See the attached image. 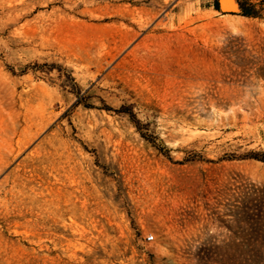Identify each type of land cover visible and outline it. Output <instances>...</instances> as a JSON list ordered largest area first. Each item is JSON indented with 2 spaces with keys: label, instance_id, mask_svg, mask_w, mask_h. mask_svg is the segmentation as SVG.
I'll use <instances>...</instances> for the list:
<instances>
[{
  "label": "rangeland",
  "instance_id": "rangeland-1",
  "mask_svg": "<svg viewBox=\"0 0 264 264\" xmlns=\"http://www.w3.org/2000/svg\"><path fill=\"white\" fill-rule=\"evenodd\" d=\"M237 1L0 0V264L264 251V0Z\"/></svg>",
  "mask_w": 264,
  "mask_h": 264
},
{
  "label": "trees",
  "instance_id": "trees-1",
  "mask_svg": "<svg viewBox=\"0 0 264 264\" xmlns=\"http://www.w3.org/2000/svg\"><path fill=\"white\" fill-rule=\"evenodd\" d=\"M240 7H241V14L245 15V16H256V12L254 10V8L248 6L246 4V2L244 1H239ZM214 6L219 9V5L218 2H216L214 4ZM131 113V119L135 121V115L133 114V112ZM138 128L141 129V127L138 125ZM250 157L256 158V159H260V160H264V158H261V156L257 153V152H252L250 154ZM261 213L259 212H253V220L250 222L251 227H257V222L261 223L259 219H261ZM246 264H264V251L262 252H254L253 250L250 251V253L247 255V259L245 260Z\"/></svg>",
  "mask_w": 264,
  "mask_h": 264
},
{
  "label": "water",
  "instance_id": "water-1",
  "mask_svg": "<svg viewBox=\"0 0 264 264\" xmlns=\"http://www.w3.org/2000/svg\"><path fill=\"white\" fill-rule=\"evenodd\" d=\"M218 5L222 12H241V7L237 0H218Z\"/></svg>",
  "mask_w": 264,
  "mask_h": 264
},
{
  "label": "built area",
  "instance_id": "built-area-1",
  "mask_svg": "<svg viewBox=\"0 0 264 264\" xmlns=\"http://www.w3.org/2000/svg\"><path fill=\"white\" fill-rule=\"evenodd\" d=\"M153 238H154L153 235H149V236L147 237V240H148V241H151V240H153Z\"/></svg>",
  "mask_w": 264,
  "mask_h": 264
}]
</instances>
